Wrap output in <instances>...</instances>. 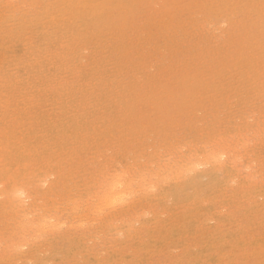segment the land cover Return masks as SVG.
Returning <instances> with one entry per match:
<instances>
[{
	"label": "rangeland",
	"instance_id": "obj_1",
	"mask_svg": "<svg viewBox=\"0 0 264 264\" xmlns=\"http://www.w3.org/2000/svg\"><path fill=\"white\" fill-rule=\"evenodd\" d=\"M0 264H264V0H0Z\"/></svg>",
	"mask_w": 264,
	"mask_h": 264
},
{
	"label": "snow or ice",
	"instance_id": "obj_2",
	"mask_svg": "<svg viewBox=\"0 0 264 264\" xmlns=\"http://www.w3.org/2000/svg\"><path fill=\"white\" fill-rule=\"evenodd\" d=\"M133 174L130 170V166L124 162L116 159L109 165L108 182L110 185L125 187L130 180H132ZM155 189L153 188V191ZM110 206V205H109Z\"/></svg>",
	"mask_w": 264,
	"mask_h": 264
},
{
	"label": "bare ground",
	"instance_id": "obj_3",
	"mask_svg": "<svg viewBox=\"0 0 264 264\" xmlns=\"http://www.w3.org/2000/svg\"><path fill=\"white\" fill-rule=\"evenodd\" d=\"M222 160V159H221ZM200 168V167H199ZM128 186H130V185H128ZM133 195V194H132ZM120 197V196H119ZM120 200H121V198H120ZM102 202V201H101ZM57 224V223H56ZM59 225H61V224H59ZM54 226V225H53ZM41 227V226H40ZM55 227V226H54ZM49 228V227H48ZM56 228V227H55ZM42 231V230H41Z\"/></svg>",
	"mask_w": 264,
	"mask_h": 264
}]
</instances>
